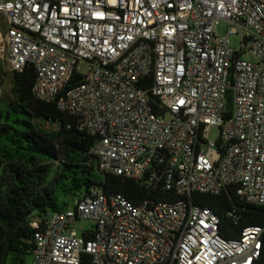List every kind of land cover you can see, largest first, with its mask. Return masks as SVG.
<instances>
[{
	"label": "built area",
	"instance_id": "1",
	"mask_svg": "<svg viewBox=\"0 0 264 264\" xmlns=\"http://www.w3.org/2000/svg\"><path fill=\"white\" fill-rule=\"evenodd\" d=\"M0 15L11 69L34 68L35 98L95 139L101 171L178 197L92 188L33 219L31 264L257 263L264 227L226 239L192 196L264 207V0H0Z\"/></svg>",
	"mask_w": 264,
	"mask_h": 264
},
{
	"label": "trees",
	"instance_id": "2",
	"mask_svg": "<svg viewBox=\"0 0 264 264\" xmlns=\"http://www.w3.org/2000/svg\"><path fill=\"white\" fill-rule=\"evenodd\" d=\"M35 80L30 65L22 72L13 71L12 99L0 100V264H25L35 248L33 219L72 207L92 188L122 194L135 204L147 197L178 200L173 194L101 171L91 153L95 139L55 102L37 100ZM39 122L56 129L47 131ZM53 164L58 172L50 180ZM192 200L219 215L220 233L226 239L239 237L246 227H264V207L246 204L231 190L220 196L194 194ZM231 210L236 211L235 219L227 216ZM82 264H92L89 255H84ZM256 264H264V240Z\"/></svg>",
	"mask_w": 264,
	"mask_h": 264
},
{
	"label": "rangeland",
	"instance_id": "3",
	"mask_svg": "<svg viewBox=\"0 0 264 264\" xmlns=\"http://www.w3.org/2000/svg\"><path fill=\"white\" fill-rule=\"evenodd\" d=\"M6 20L3 16L0 15V100L1 99H12V89H13V70L9 64L8 60V44L6 38ZM228 30V26L226 23H221L218 27V33L220 35H225ZM240 41V37L234 36L231 37L232 45L238 48ZM246 58V57H244ZM39 125L47 130V131H54L56 129L55 125H51L45 122H39ZM219 137V131L217 129H213L210 134L209 138L213 141H216ZM58 172V167L56 164H53L50 169V180L54 178L56 173ZM69 201V200H68ZM74 203H71L73 206ZM95 228L94 224L91 221L84 220L77 223L75 229L78 231L79 234L82 231H93ZM32 256L27 257L25 264H31Z\"/></svg>",
	"mask_w": 264,
	"mask_h": 264
}]
</instances>
